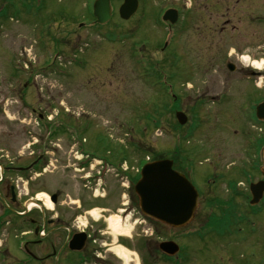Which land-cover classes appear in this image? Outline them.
<instances>
[{
  "label": "rangeland",
  "instance_id": "374dc122",
  "mask_svg": "<svg viewBox=\"0 0 264 264\" xmlns=\"http://www.w3.org/2000/svg\"><path fill=\"white\" fill-rule=\"evenodd\" d=\"M11 1L7 22L0 26V150L6 151L0 155H15L23 143L16 140V134L6 139V126L14 130L22 126L21 121L25 126L31 121L30 130L41 133L35 120L26 118L21 110L20 97L26 95L27 101L37 108L44 107L47 113L55 109V114L67 112L73 121L93 120L95 131L103 133L105 152L117 144L125 147L135 171L138 158L133 153L140 151L142 155V134L148 128L147 155L168 153L177 167L184 158L182 166L190 177H195L203 209L212 200L228 199L220 175L241 181L236 171L245 166L247 187L258 179L252 169L262 166L264 148L257 154L249 143L262 140L263 146L258 149L264 147V125L256 121L253 108L264 100V70L253 66L255 61L264 62V27L257 21L260 15L264 17L262 0H139V11L129 22L118 14L123 0H112V21L103 27H92L94 0H42L39 4L44 8L22 0ZM10 4L0 0V7L8 8ZM170 9L179 12L172 28L161 20ZM226 13L225 19H218ZM227 19L230 23L222 31ZM261 23L264 25V21ZM229 63L236 66L234 73L228 71ZM250 72L262 75L252 76ZM177 111L187 115L186 126L177 123ZM131 136L141 150L131 148ZM178 138L183 147L179 158L174 152ZM30 142L25 143L28 146ZM65 143L58 142L65 153L63 158L56 157L61 166L67 165L66 159L74 160ZM62 169L66 171L58 169V176H67L75 185L76 173L71 169L65 175ZM78 193L73 187L69 195L75 200ZM207 210L211 211L204 210L202 217H208ZM129 213L133 221L137 220L133 211ZM101 215V208L90 213L94 221ZM110 218L121 221L116 212H110ZM133 221L120 223L131 235ZM151 222L152 233L161 238L177 237L185 246L189 257L184 253L187 259L179 258L180 264H259L264 259L261 224L242 223V232L234 233V224L221 225L225 227L219 232L216 223L203 227L199 220L184 230ZM111 239L113 245L107 248L111 249L107 255L118 264H141L137 249L122 243L119 235ZM28 243L7 227L0 236V264H31L25 246L31 253L35 250ZM120 248L127 251V263L115 254ZM151 261L163 264L155 246Z\"/></svg>",
  "mask_w": 264,
  "mask_h": 264
},
{
  "label": "flooded vegetation",
  "instance_id": "af4514ba",
  "mask_svg": "<svg viewBox=\"0 0 264 264\" xmlns=\"http://www.w3.org/2000/svg\"><path fill=\"white\" fill-rule=\"evenodd\" d=\"M212 7L216 8L217 4H212ZM260 8L264 9L263 0ZM228 10L230 11L229 7ZM226 15L227 13L218 19H225ZM257 21L264 27L261 23L264 21L263 15H260ZM5 22L2 20L0 26L3 27ZM229 23L227 19L221 30L224 31ZM211 27L210 25L209 29L214 34ZM250 73L252 76L262 75L256 72ZM18 92L22 94L23 90ZM27 97L26 95L20 97L21 110L26 118L35 120L40 126L41 133L36 129L30 130L31 121L28 122V126L21 121L22 126L14 130L5 127L6 139H11L16 134V140L23 143H20L21 146L15 155H10L9 152L6 156L0 155V236L7 232V227H11L15 233L20 234L21 238L27 239L35 250L31 253L25 246L31 264H118L115 258L106 254L111 251L107 248L113 245L111 239L113 235L109 231L107 217L110 212H116L121 215V223L124 221L129 223L134 219L128 213L133 211L137 216V220L133 221L134 235L126 238L121 236L122 243L137 249L141 264H152L153 246L160 252L161 243L175 242L181 248L178 257H169L160 253L163 256V264H174L175 261L176 264H180L181 261L178 259L183 258L185 253L183 244L177 237L161 238L158 234L152 233V222L139 210L135 185L140 180L142 167L146 163L168 159L165 155V157L159 155L155 159L147 155L149 149L145 146L150 147L149 133L144 132L145 145L142 155L140 151L133 153L138 158V167L135 171V166H131V155L125 147L121 148L117 144L113 146L112 151L105 152L102 142L103 133L99 130L95 131L93 120L73 121L67 112L62 111L61 114L59 111L55 114V109L51 110L53 115H49L51 111L47 113V110H43L44 107H35L36 105L27 101ZM262 101L264 100L258 103ZM262 124L260 123L261 126ZM29 140L32 142L27 146ZM61 140L66 141L65 146L71 149L70 153H73V156L70 157L74 159L73 162L66 159L65 166H61L56 160V157L63 158V149L58 144ZM133 140L135 141L131 136V148L141 150L139 145L132 142ZM260 141L256 140L255 144L249 143L257 154L258 152L261 154L263 149V147L258 149V146H262ZM2 145L3 140L0 139V146ZM181 148L182 146H179L176 153L178 158L182 155ZM0 152L6 151L1 149ZM173 162L175 166L176 161ZM185 162L182 157L180 164L177 161L180 173L195 185L193 181L195 177H190L186 167L182 166ZM60 168H66V171L62 169L65 175L67 170L71 169L76 173L74 179L78 181L74 183L75 185H72L73 182L68 180L67 176H58L61 171L57 173L56 171ZM252 171L253 174H257L258 179L255 182L264 181L262 166H254ZM216 173L214 172V176L217 177ZM236 173L241 181L234 182L233 179H225V175H220L226 183L229 196L227 200L218 198L209 202V207H205L211 209V213L207 210L208 217L201 216L206 209L201 208L204 202L201 200L202 193L199 192L200 205L192 223L199 220L200 224L203 223V227L216 223L219 232L225 226L234 224L232 226L234 233L242 232L239 226L242 223L253 222L256 226L264 225V195L258 205H251L250 186L247 187L245 183L248 177L247 167L239 166ZM73 187L79 192L76 196L78 200H72L75 197L69 195ZM218 188L219 186L214 189ZM125 200L127 202H124ZM121 206L125 209L121 210ZM97 208H101L103 215L99 220L94 221L90 213ZM252 218H256L257 221H253ZM221 225L225 226L221 227ZM258 243L261 245L259 241ZM258 263L264 264V259H260Z\"/></svg>",
  "mask_w": 264,
  "mask_h": 264
},
{
  "label": "water",
  "instance_id": "95a60500",
  "mask_svg": "<svg viewBox=\"0 0 264 264\" xmlns=\"http://www.w3.org/2000/svg\"><path fill=\"white\" fill-rule=\"evenodd\" d=\"M140 7L139 0H124L119 8L122 20H131ZM93 15L96 23L105 25L112 20L111 0H97L93 5ZM178 20L176 10H168L163 21L174 25ZM230 71H235L229 66ZM257 117L264 121V103L257 108ZM176 119L181 126L188 122L187 116L182 112L176 113ZM170 160L157 161L146 165L141 173V180L136 186V193L140 199V207L146 216L153 220L178 229L189 225L199 207V194L189 180L173 169ZM264 175V169H263ZM253 195L252 204L259 203L264 193V182L251 185ZM160 249L174 256L179 247L174 243H163Z\"/></svg>",
  "mask_w": 264,
  "mask_h": 264
},
{
  "label": "bare ground",
  "instance_id": "6f19581e",
  "mask_svg": "<svg viewBox=\"0 0 264 264\" xmlns=\"http://www.w3.org/2000/svg\"><path fill=\"white\" fill-rule=\"evenodd\" d=\"M253 66L258 69V70H264V62H254ZM109 221V226H110V232L112 233V235H119V236H123V237H127L130 234V230L129 229H122L120 226V220L118 218H110L108 219ZM131 235V234H130ZM118 239V238H116ZM116 256L121 259L124 260L126 263L128 261V255H127V251H125L124 249L120 250H116L115 251Z\"/></svg>",
  "mask_w": 264,
  "mask_h": 264
}]
</instances>
